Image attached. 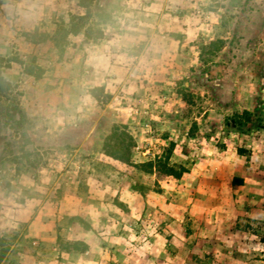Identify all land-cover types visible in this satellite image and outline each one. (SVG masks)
<instances>
[{
  "label": "rangeland",
  "instance_id": "374dc122",
  "mask_svg": "<svg viewBox=\"0 0 264 264\" xmlns=\"http://www.w3.org/2000/svg\"><path fill=\"white\" fill-rule=\"evenodd\" d=\"M79 1L0 0V24L56 28L46 63L16 48L45 41L38 29L0 54V264H264V0H84L92 36L138 22L110 59L140 72L98 101L67 34ZM151 30L181 43L152 53ZM117 126L130 165L103 152ZM157 160L182 177L158 180Z\"/></svg>",
  "mask_w": 264,
  "mask_h": 264
},
{
  "label": "crops",
  "instance_id": "0c3cea01",
  "mask_svg": "<svg viewBox=\"0 0 264 264\" xmlns=\"http://www.w3.org/2000/svg\"><path fill=\"white\" fill-rule=\"evenodd\" d=\"M161 3L162 7L166 5V0H156V4ZM161 8V7H160ZM48 15V14H46ZM50 18V17H48ZM46 20H44L45 22ZM9 24H0V54H2L6 47H8L9 43H17L20 44V41H17L19 38H15V36H18V31L23 30L28 33L26 36L29 37L30 33L33 34L35 29H38L39 32L43 31L45 34V41L42 42H35L33 43L30 39L24 38L21 43H23L24 46L17 45L19 47L18 51H28L31 53L32 57H36V63H46L49 59L51 52L47 53L49 51V48H54L52 44V37L56 33L55 27H49L44 26L36 28L35 25H31L29 23H18L11 25L9 28ZM121 34H113L112 32L109 34L104 29H102L103 37L97 41H89L88 43H81V41L78 44V86L83 85H92L90 86L91 89L93 88H103L111 87L112 83L115 78L117 80L121 81L120 87L125 88V86H128V78H130L132 75L136 74L135 72H140V70L136 69H130V67L125 68V66L116 65L115 63H111V54L116 52L118 54L124 55L126 52L125 50L121 51L119 49L123 48L126 44L129 45L131 43V40L133 42L132 34L136 33L138 31V22H136V26H124V29L121 30ZM6 32V33H3ZM4 35V36H3ZM74 36V35H72ZM8 37L12 38V40H9ZM77 37L74 36V38ZM78 37H83V34L80 33ZM149 38L151 40L150 47H153L151 49L152 53H161L163 56H169L170 55V45H173V43L180 44L181 40L179 38H173L168 39L167 41H159L157 38H159L156 35L155 30H151L149 32ZM160 43V44H159ZM12 46V45H11ZM23 47V48H21ZM116 48L118 49L116 51ZM124 49V48H123ZM27 52V54H28ZM46 53V54H44ZM77 55L74 54V58H76ZM135 59H140L141 57L136 56ZM130 59H133L131 57ZM51 61V60H50ZM86 64V69H79V66ZM135 68V67H134ZM51 75L52 73L50 71H45L44 75ZM55 77H58L57 74H54ZM152 76V75H151ZM130 85L127 87L129 88ZM142 86H136L135 91L139 93L140 88ZM110 94H112V91H110ZM107 200V199H106ZM82 205L78 206L81 207ZM102 201H94L93 203H90V207L94 208V212L92 211L91 219L98 224L100 221L104 222V220H109L110 215L108 214L107 210V204L104 206ZM35 223V221H34ZM82 241V240H81ZM89 251H85L84 253H87Z\"/></svg>",
  "mask_w": 264,
  "mask_h": 264
},
{
  "label": "trees",
  "instance_id": "16d2710c",
  "mask_svg": "<svg viewBox=\"0 0 264 264\" xmlns=\"http://www.w3.org/2000/svg\"><path fill=\"white\" fill-rule=\"evenodd\" d=\"M82 9L85 10V15L78 16V21L82 24L75 26V24H71L70 29L68 30L67 34H72L74 36L79 35L80 33L83 34V39L85 43L89 41H97L103 37L102 30H98L93 36V30L91 28H85V22L89 17V8L88 5L85 3L84 0H80L78 4ZM0 83H5L3 78L0 76ZM91 96L98 101L100 96L104 95L103 88H94L90 91ZM106 99L110 98V95L105 96ZM185 104V97L182 99L181 105ZM186 109V107H185ZM124 127H115L114 128V136L109 141L104 143L103 145V152L109 158L118 161L125 165H130V159L132 155V149L135 146V142L129 134L126 132L118 133L119 129ZM149 170L147 172L154 174L158 180H165L169 177L174 179H180L183 175L185 170H176L175 168L169 166L165 162L157 160L154 163L148 164ZM72 249L79 253H84L86 251V246L83 245L81 242L75 243L72 245ZM7 252L6 242L4 236L0 233V263L3 261L4 256Z\"/></svg>",
  "mask_w": 264,
  "mask_h": 264
}]
</instances>
